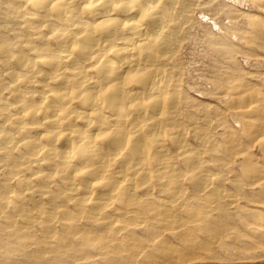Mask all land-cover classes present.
<instances>
[{
  "label": "bare ground",
  "instance_id": "6f19581e",
  "mask_svg": "<svg viewBox=\"0 0 264 264\" xmlns=\"http://www.w3.org/2000/svg\"><path fill=\"white\" fill-rule=\"evenodd\" d=\"M198 2L0 0L5 262L11 244L41 264H168L194 241L187 230L243 221L229 211L247 188L264 231V20L251 18L245 39L257 84L223 89L240 135L214 145L175 77Z\"/></svg>",
  "mask_w": 264,
  "mask_h": 264
},
{
  "label": "rangeland",
  "instance_id": "374dc122",
  "mask_svg": "<svg viewBox=\"0 0 264 264\" xmlns=\"http://www.w3.org/2000/svg\"><path fill=\"white\" fill-rule=\"evenodd\" d=\"M193 8L191 19L180 35L179 68L175 77L188 109L193 111V119L199 122L204 115L210 121V126H206L210 142L222 144L228 136L236 139L240 135V126L228 109L227 93L223 89L232 80L247 87L257 84L252 74L259 73L262 64L256 53L252 52V56L245 39L249 20H264V14L258 11L252 0H200ZM188 130L192 132H186L187 142L190 146H199L195 131L190 127ZM216 158L221 165L226 156ZM222 171L237 173L239 161ZM249 189L244 191L246 198L239 205L242 208L229 211L231 217L243 215V221H230L232 228L221 234L187 230L185 237H194V241L186 240L168 264H264V231L257 224L261 208L249 200ZM5 236L0 234L1 239H6ZM171 237L168 241L176 239ZM9 246L13 248L9 259L5 262L0 257V264H41L13 245ZM66 262L73 264V260Z\"/></svg>",
  "mask_w": 264,
  "mask_h": 264
}]
</instances>
